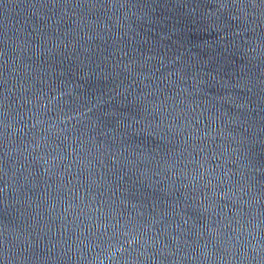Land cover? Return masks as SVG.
Here are the masks:
<instances>
[{
    "label": "water",
    "instance_id": "95a60500",
    "mask_svg": "<svg viewBox=\"0 0 264 264\" xmlns=\"http://www.w3.org/2000/svg\"><path fill=\"white\" fill-rule=\"evenodd\" d=\"M0 264H264V0H0Z\"/></svg>",
    "mask_w": 264,
    "mask_h": 264
}]
</instances>
